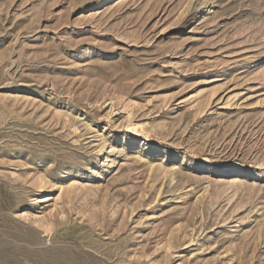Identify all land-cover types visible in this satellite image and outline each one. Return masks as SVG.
I'll return each mask as SVG.
<instances>
[{
	"label": "rangeland",
	"instance_id": "1",
	"mask_svg": "<svg viewBox=\"0 0 264 264\" xmlns=\"http://www.w3.org/2000/svg\"><path fill=\"white\" fill-rule=\"evenodd\" d=\"M102 2L0 0V264H264V0Z\"/></svg>",
	"mask_w": 264,
	"mask_h": 264
},
{
	"label": "bare ground",
	"instance_id": "2",
	"mask_svg": "<svg viewBox=\"0 0 264 264\" xmlns=\"http://www.w3.org/2000/svg\"><path fill=\"white\" fill-rule=\"evenodd\" d=\"M106 1H109V0H103V2L100 4V5H102V4H104V3H106ZM204 10V9H203Z\"/></svg>",
	"mask_w": 264,
	"mask_h": 264
}]
</instances>
